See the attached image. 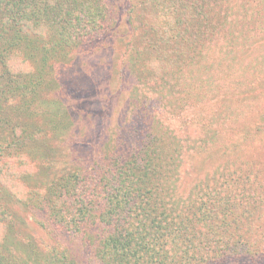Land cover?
Segmentation results:
<instances>
[{
	"label": "rangeland",
	"instance_id": "rangeland-1",
	"mask_svg": "<svg viewBox=\"0 0 264 264\" xmlns=\"http://www.w3.org/2000/svg\"><path fill=\"white\" fill-rule=\"evenodd\" d=\"M150 1L101 0L99 8L111 27L71 45H65L66 40L52 29L33 35L37 32L32 20L0 22V91L6 96L0 97V123L11 115L25 130L22 151L26 169L31 171L21 179L26 186L20 199L29 202L10 200V192L1 187L8 216L1 223L5 228L0 226V250L8 264H99L87 234L60 230L42 210L33 211L31 206L45 193L47 181L55 183L90 171L91 164L108 154L101 147L107 141L113 143L114 136L129 146L141 142L143 134L153 135L156 143L172 142L178 149L172 157L181 153L182 164L188 159L183 147L194 151L195 163L205 171L197 178L193 165L186 164L185 177L180 174L182 184L183 179L197 178L210 181L216 189L230 176L240 188L242 173L257 178L259 195L250 202L240 197L229 236L241 244L247 239L256 245L260 241L257 232L264 229V0H186L181 22L173 0H161L158 7L170 10L167 14L157 11L155 30L148 28L145 12ZM87 2L96 10V2ZM3 5L0 0V21ZM48 6L50 1L42 0L43 18ZM63 11L56 27L69 36ZM204 23L209 29L200 36ZM155 34L159 43L167 42L160 45L161 50L155 49ZM3 39L9 52L20 57H11ZM9 42L14 44L8 46ZM57 42L67 55L47 53ZM5 53L9 54L6 63ZM7 68L11 74L25 76L26 93H10ZM136 130L139 138L132 134ZM213 166L215 173L210 177L205 173ZM172 184L181 198L173 215L194 219L188 210L193 197L203 190L194 188V182L180 187L177 178ZM258 246L264 252L263 243ZM238 249L246 255L249 247Z\"/></svg>",
	"mask_w": 264,
	"mask_h": 264
},
{
	"label": "trees",
	"instance_id": "trees-1",
	"mask_svg": "<svg viewBox=\"0 0 264 264\" xmlns=\"http://www.w3.org/2000/svg\"><path fill=\"white\" fill-rule=\"evenodd\" d=\"M2 1L5 12L1 24L13 22L12 20L18 23L32 20L31 23L37 32L33 35L37 36L36 34H41L43 30L52 29L59 39L66 40L65 45L87 37H96L111 27L110 19L103 13L102 8H99L101 0H90L97 3L96 10H92L87 0H49L48 15L44 18L40 15L42 0ZM160 1L151 0L145 7V12L149 15L148 28L154 30L159 20L157 11L167 14L170 10V7L166 10L159 8ZM170 1L172 3V0ZM200 1L197 0L198 3ZM153 2L152 8L150 3ZM173 3L179 10L177 20L181 22L179 14L186 8V0H173ZM62 11L66 16L64 29L69 36L56 27ZM203 17L207 18V15ZM71 29L74 39H71ZM158 29L160 30V27ZM207 29L209 25L206 23L200 25V36H205ZM154 39L158 42L155 43V49L161 50L160 45L167 43H159L156 34ZM3 40L5 50L9 52L10 47H6L7 40ZM12 44L14 42H9L8 46ZM62 51L66 55L69 53L59 47L57 42L47 53L58 57ZM8 55L2 54L5 63ZM16 55L19 56L12 53L11 57L18 58ZM7 71L9 76L6 85L10 93H26V82H23L26 81L25 76L11 74L8 68ZM1 96L6 97L4 90L0 91ZM10 116L2 117L4 121L0 123V226L3 229L5 226L1 223L7 220L8 210L2 202L4 189L1 187L6 188L5 192H10V200L13 197L21 203L29 202H22L20 199L24 194L22 189L26 186L21 179L31 174V171L26 169L28 161L22 151L25 146V141L22 140L25 130ZM132 134L136 138L141 135L137 130L132 131ZM143 136L141 142L136 140L132 146L125 140L120 142L114 136L113 143L107 141L101 147L108 154L102 155L100 162L91 164L90 171H85L81 176L71 174L55 183L47 181L43 190L45 193L31 206L32 210H42L43 215L48 216L60 230L81 231L87 234L92 243L94 258L99 264H249L248 259L252 261L251 264H264V252H260L263 249L259 250L261 247L258 246L262 243L264 245V229L257 232V237H260L257 245L248 239L241 244L240 240L229 236V231L236 221L235 209L241 200L250 202L257 194V178L242 173L243 179L238 185L239 188L235 187V182L232 183L233 178L228 176L223 178L215 189L210 181L197 179L200 178V172L205 170L195 163L197 154L194 151L189 153L188 148L183 147V156L187 153L188 159H184L182 164L181 153L172 157L178 150L172 142L160 141L159 144L153 135ZM186 164L193 165L192 170L197 178L196 181H193V178L187 181L183 179L182 184L180 181L182 175L185 177L183 167L187 166ZM211 168L206 172L212 174L205 173L210 177L214 175L216 166ZM178 169V176L175 177ZM176 178L180 187L191 186L194 182V188L203 190L200 195L193 197L188 210L191 218L195 220L188 217L183 220L180 215H173V208L181 200L172 184V180ZM255 201L257 200H253ZM238 246H242L243 250L244 247H249L244 251L248 257L241 254L242 250L239 251ZM251 247L258 249L254 251ZM0 264H8L1 250Z\"/></svg>",
	"mask_w": 264,
	"mask_h": 264
}]
</instances>
